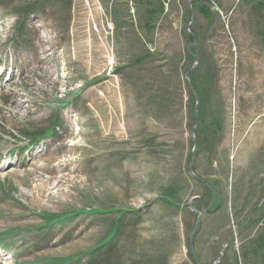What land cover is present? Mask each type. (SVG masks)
<instances>
[{
    "label": "rangeland",
    "instance_id": "rangeland-1",
    "mask_svg": "<svg viewBox=\"0 0 264 264\" xmlns=\"http://www.w3.org/2000/svg\"><path fill=\"white\" fill-rule=\"evenodd\" d=\"M151 1L0 0V264H261L264 11Z\"/></svg>",
    "mask_w": 264,
    "mask_h": 264
},
{
    "label": "trees",
    "instance_id": "trees-1",
    "mask_svg": "<svg viewBox=\"0 0 264 264\" xmlns=\"http://www.w3.org/2000/svg\"><path fill=\"white\" fill-rule=\"evenodd\" d=\"M247 1L248 4H250L255 10H258L260 11L261 13L264 11V0H245ZM211 2L212 0H192V5L197 9V11L204 17L206 18V20L211 23L212 19H213V16L216 14V9L211 7ZM163 9H164V6H163V1L162 0H154V1H151L149 3V5H147L145 7V25L148 27V28H151V24L149 23L151 20L155 19L157 15L161 14L163 12ZM261 34H264V29L262 30H259ZM192 32L194 33L195 32V29L192 30ZM186 33L187 35V38L188 40L190 41H193L197 36L198 39L201 38V34L200 33H197L196 34L194 33ZM42 34H39V38ZM41 42H43V40H45V38L41 37L40 38ZM47 40V39H46ZM49 44L51 42H46V44ZM53 48V44H49L48 47H43L42 48V56L39 55L38 53V50H37V53H38V57L40 58L39 62L38 63H41V65H44L45 66V63H46V58L48 57V53H46L48 51V49H52ZM193 50V48H192ZM195 50V49H194ZM188 56H191L192 55H188ZM33 62H37V60H34ZM46 68V67H45ZM193 68V67H192ZM189 69V68H188ZM191 69V68H190ZM188 75L190 76L191 78V82H192V86L194 89H196V91L199 93L200 95V105L203 104L204 100H203V97L201 95V89L199 87V85H197L196 83V78H195V75H196V68H193L191 70H189L188 72ZM189 94L191 95V98H193V91L190 90L189 91ZM199 108V105L197 106L196 108V112L198 111V117L200 119V126H204L206 125L204 123V119L202 118V115H201V112L200 110L198 109ZM194 112V111H193ZM193 117V120H195V113H193L192 115ZM199 123V122H198ZM199 125V124H198ZM199 126V127H200ZM207 126H209V129L208 131L210 132V134L213 135V137H215V134L219 132V130L221 129V122L219 120V117H214L210 120V122L207 124ZM53 126H50L48 127L47 129V132L46 133H50L51 132V129H52ZM195 132V131H194ZM197 132V131H196ZM196 136H198V133H196ZM36 136H33V138H35ZM197 143V142H196ZM197 146H198V143H197ZM196 146V150L198 149V147ZM194 155V154H193ZM193 159H194V156H193ZM193 167V166H192ZM203 185L205 186L206 188V191L208 193V195H211L213 190L212 188L209 187L208 184H210V186H214V184L212 182H204L203 179H199ZM169 193L170 192H164L163 194L165 195V197L168 199V200H171L170 199V196H169ZM218 201L214 200L213 202V205H211L210 207V211H214L217 206H218ZM253 211L254 213H257V216L255 217V221L258 222V221H263L264 220V200L261 201L260 199H257V201L255 202L254 204V208H253ZM252 247H251V251L249 253H246V255L248 254H253L254 256L256 257H259L260 260H261V264H264V229L262 231H260L258 233V235H256L253 240H252ZM245 255V254H244Z\"/></svg>",
    "mask_w": 264,
    "mask_h": 264
},
{
    "label": "water",
    "instance_id": "water-1",
    "mask_svg": "<svg viewBox=\"0 0 264 264\" xmlns=\"http://www.w3.org/2000/svg\"><path fill=\"white\" fill-rule=\"evenodd\" d=\"M190 68H192V67H190ZM190 68L187 69V70L185 71V73L189 72ZM188 83H189V86L191 87V83H190V82H188ZM191 89H192V91H194L193 88H191ZM198 104H199V100H198V98L196 97V103H195V120H194L193 127L191 128V132H192V134L194 133L195 127H196L197 122H198V117H197V113H196V108H197ZM196 146H197L196 141H195L194 138H193V148H192V151H191V153H192V154H191V161H190V164H189V167H188V171H189V173H190L191 175H194V176H196L197 178H201V177L195 175V174L193 173V171H192L193 153H194V151H195V149H196ZM204 182H206V181L204 180ZM206 183H207V182H206ZM207 184H208V183H207ZM208 185H209V187L211 188L210 184H208ZM212 200H213V196H212L211 202L209 203V206H208L207 209L210 208V206H211V204H212ZM196 213H197V217H196V223H197V221H198V219H199V217H200V211H199V210H196ZM196 223H195V224H196ZM195 261L197 262L196 259H195Z\"/></svg>",
    "mask_w": 264,
    "mask_h": 264
}]
</instances>
